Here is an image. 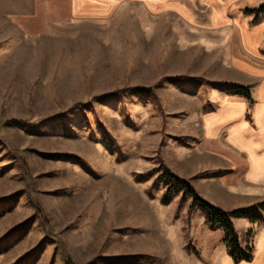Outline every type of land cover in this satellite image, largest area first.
<instances>
[{
	"label": "rangeland",
	"instance_id": "374dc122",
	"mask_svg": "<svg viewBox=\"0 0 264 264\" xmlns=\"http://www.w3.org/2000/svg\"><path fill=\"white\" fill-rule=\"evenodd\" d=\"M148 1L0 17V264H247L209 212L177 187L164 204L168 178L157 182L184 177L192 146L170 145L191 136L168 130H189V111L225 84L205 77L225 33L204 3Z\"/></svg>",
	"mask_w": 264,
	"mask_h": 264
},
{
	"label": "crops",
	"instance_id": "0c3cea01",
	"mask_svg": "<svg viewBox=\"0 0 264 264\" xmlns=\"http://www.w3.org/2000/svg\"><path fill=\"white\" fill-rule=\"evenodd\" d=\"M123 1L146 2L0 0V17L31 23L48 6L57 5L73 18H99L113 12ZM194 1L210 8L207 18L210 30L219 28L225 33L220 36L223 42L220 58L205 69V77L217 83L248 87L251 98L223 85L211 88L205 104L199 103L189 111V123H193L189 130H168L176 136L190 135L189 144L170 146H192L188 166L179 172L196 191L227 210L249 207L264 202V15L255 20V14L247 13L246 9L255 8L264 0ZM151 2L157 8L167 4L166 0H149L147 5ZM174 6L192 19L188 8ZM179 122L175 120L171 126L178 129ZM260 213L263 216L257 220L236 217L245 232L252 230V259L244 261L247 264H264V209Z\"/></svg>",
	"mask_w": 264,
	"mask_h": 264
},
{
	"label": "trees",
	"instance_id": "16d2710c",
	"mask_svg": "<svg viewBox=\"0 0 264 264\" xmlns=\"http://www.w3.org/2000/svg\"><path fill=\"white\" fill-rule=\"evenodd\" d=\"M262 11H264V3L257 8L246 9L247 13L255 14V20L258 19ZM223 85L225 86V88L230 89L231 91L241 93L249 99L251 98V94L248 87L235 83H225ZM73 159L77 160L78 158ZM164 177L168 178L167 182L165 183L167 189L165 191L164 196L162 197V202L164 204L169 202L173 188L177 187L178 189L183 190L182 199H185L186 197L190 196L192 197L193 205L197 204L200 208L210 213L209 221L212 228H223L225 232L224 242L226 243L228 253L232 256L234 261H250L252 259L253 248L248 246L244 248L242 246L239 233L234 225L232 217L247 216L252 220H257L261 217L260 212L262 209H264V202L249 207H241L231 211H225L200 196L188 180L181 178L175 175L174 173L166 170L161 176V178H158L157 182H159L160 179Z\"/></svg>",
	"mask_w": 264,
	"mask_h": 264
}]
</instances>
